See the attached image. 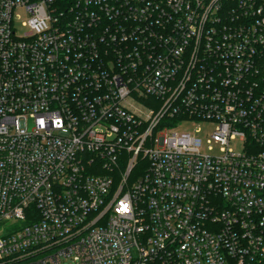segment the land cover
Listing matches in <instances>:
<instances>
[{"label": "built area", "instance_id": "1", "mask_svg": "<svg viewBox=\"0 0 264 264\" xmlns=\"http://www.w3.org/2000/svg\"><path fill=\"white\" fill-rule=\"evenodd\" d=\"M64 258L264 264V0H0V264Z\"/></svg>", "mask_w": 264, "mask_h": 264}, {"label": "rangeland", "instance_id": "2", "mask_svg": "<svg viewBox=\"0 0 264 264\" xmlns=\"http://www.w3.org/2000/svg\"><path fill=\"white\" fill-rule=\"evenodd\" d=\"M21 15V19L16 22V31L18 34H22L23 32L28 30V27L26 26V19L27 14L24 11H19ZM215 127V123L205 120H197V119H188L180 122L176 127L175 131H190L194 132L196 128H200V133H197L205 142V140L209 137L210 133L212 132L213 128ZM236 149H240L237 144H234ZM202 152H209V153H215L217 152V146H214V149L212 151H208L207 148L202 149ZM8 227L5 232L12 231L17 228L19 225L18 223H11L7 222ZM59 264H77L74 261H72L70 258H64Z\"/></svg>", "mask_w": 264, "mask_h": 264}]
</instances>
